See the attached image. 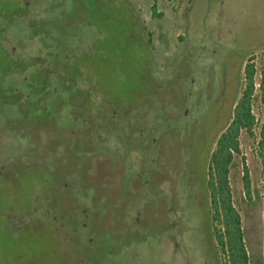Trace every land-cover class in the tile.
<instances>
[{
  "label": "rangeland",
  "instance_id": "1",
  "mask_svg": "<svg viewBox=\"0 0 264 264\" xmlns=\"http://www.w3.org/2000/svg\"><path fill=\"white\" fill-rule=\"evenodd\" d=\"M18 1L0 0V264H224L206 215L208 155L248 61L256 124L240 132L228 176L246 247L260 253L264 0H156L160 17L151 0H33L31 27L3 18ZM160 31L168 55L151 120L113 114L149 73L139 35ZM30 58L40 62L32 82L19 73Z\"/></svg>",
  "mask_w": 264,
  "mask_h": 264
},
{
  "label": "trees",
  "instance_id": "2",
  "mask_svg": "<svg viewBox=\"0 0 264 264\" xmlns=\"http://www.w3.org/2000/svg\"><path fill=\"white\" fill-rule=\"evenodd\" d=\"M17 4L18 5L11 12L6 13L3 18L5 20L8 18L10 20L9 23L13 24L16 22L17 17L26 27L33 26L34 20L32 19L36 16L34 12H38V8H36L37 5H34L33 0L27 4L19 0ZM150 13L152 17L161 16V14H156V0H151ZM20 16H22V20L19 18ZM32 36L34 35L32 34ZM43 63L44 61L41 64ZM22 64L23 66L19 73L26 74V79L32 82L33 75L37 72L36 69L34 71V68L38 67L40 64L39 60L36 58H32L31 60L30 58L29 60H24ZM254 72L253 65L248 61L243 67L245 81L244 89L233 106L230 122L220 129L221 133L213 141L214 147L208 155L209 175L205 183V189L211 214L207 212L206 215L209 226L213 221L217 224V231L211 236L224 258V264H264V75L261 76L257 88L259 103L262 109L259 137L256 142V155L260 165L263 198V247L260 253L254 254L246 247L241 219L238 211L233 206L228 176L233 157L239 153L238 137L240 132L245 131L249 136H252V131L256 124L254 115L251 111L252 96L255 90L253 81ZM72 74L74 75L71 77ZM72 74L70 75L69 73V79L72 82L71 85L82 73L79 69H76V72L74 71ZM87 78L90 80L89 77ZM63 84L64 86H62V88L57 86V90L61 91L62 89V92L66 93V91L68 92L71 88L70 83L68 86L65 83ZM97 85L98 82L96 81L94 88L96 87L95 89L98 91ZM28 87L30 86L28 85ZM31 87L30 89H32V93L35 96L34 89ZM16 98H21L20 94L17 95ZM36 101L38 103V99H36ZM12 102L16 104V99H13ZM48 109L46 105L42 107L43 112ZM242 185L244 193L249 197L250 181L248 172L245 168L243 170Z\"/></svg>",
  "mask_w": 264,
  "mask_h": 264
},
{
  "label": "crops",
  "instance_id": "3",
  "mask_svg": "<svg viewBox=\"0 0 264 264\" xmlns=\"http://www.w3.org/2000/svg\"><path fill=\"white\" fill-rule=\"evenodd\" d=\"M24 2L25 4H27L28 2H30V0H25ZM176 27L175 30L169 35V39L173 41L172 47L175 49H177V47H182L181 45H183L182 43H184L182 33L183 30H179V28ZM156 35V37H152L151 35H149L148 37L147 33L146 38H144L143 35H139L141 36L140 41L144 42L145 40L147 43V49L145 51L146 53L142 51L141 54H145L143 59L146 58V60L144 61L150 65L146 70L149 71V73L147 72V74H145L147 77L145 76L142 78L140 82L141 84L138 85L139 87L133 89L134 93L132 95L133 97L131 99L130 105H128V103L126 102L125 103L127 106H124L123 104L125 103L122 102H120L119 104L118 102L114 104L115 110L113 111V114L124 115L126 119L129 118V120L133 122L134 120L147 122L152 118L151 115L153 113V108L151 107V101L154 97L152 85H155L156 81L158 82V70L161 69V66L157 63L161 64V60L168 55V49L165 46L166 44L168 45V41H166L163 31L158 32V34ZM156 55L159 58L157 61L155 59ZM158 86L160 87L161 83L157 84V87Z\"/></svg>",
  "mask_w": 264,
  "mask_h": 264
}]
</instances>
